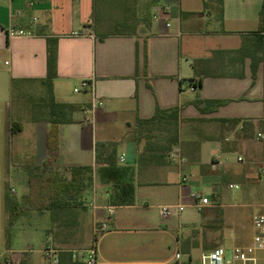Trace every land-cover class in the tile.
I'll return each mask as SVG.
<instances>
[{"label": "crops", "instance_id": "0c3cea01", "mask_svg": "<svg viewBox=\"0 0 264 264\" xmlns=\"http://www.w3.org/2000/svg\"><path fill=\"white\" fill-rule=\"evenodd\" d=\"M143 1L0 0V106L12 104L16 89L23 94L30 85L45 87L47 38L58 37L55 99L79 109L72 123L60 127L54 171L62 176L74 166L94 168V200L85 217L73 215L65 227L85 237L81 248L100 240L105 262L168 264L180 251L184 262L191 257L198 263L195 255L207 253V233L217 247L225 248L227 241L236 247V237L223 235L228 218L221 202L223 175L263 179L264 142L257 135L264 131V62H259L264 56V32L259 33L264 0H224L223 22L213 8L205 10L204 0H152L144 6ZM11 29L33 36L10 39ZM85 80L92 87L75 92ZM199 80L202 86L192 91L190 81ZM198 99L229 102L207 113L197 106ZM158 105L181 109L176 148L182 163L143 154L145 143L136 141L137 120L152 117ZM39 109L41 115L28 119V136L41 150V166L50 124L45 109ZM17 114L14 110L7 119L11 135L27 131L23 122L13 133ZM114 150L115 162L97 159V153L103 159ZM233 154L247 163L240 172L225 171ZM206 177L212 180V194H204L211 201L208 207L222 208L213 216L203 213L208 207L197 209L192 197L201 192ZM227 184L230 188L234 182ZM171 188L177 191L175 199L169 198ZM168 205L185 209L163 218L161 208ZM190 208L197 212L182 214ZM102 224L107 231L99 229ZM61 225H52L56 234ZM9 243L7 250L23 264H47L30 247L17 254ZM183 246L191 248L190 255Z\"/></svg>", "mask_w": 264, "mask_h": 264}, {"label": "rangeland", "instance_id": "374dc122", "mask_svg": "<svg viewBox=\"0 0 264 264\" xmlns=\"http://www.w3.org/2000/svg\"><path fill=\"white\" fill-rule=\"evenodd\" d=\"M150 2L152 0H144L142 3L144 6ZM30 86L32 89L28 90L29 93L22 94L20 90L16 89L10 106L6 104L0 106V254L7 251L8 243L10 242L9 244L17 254L22 249L30 247V250L34 251V255L40 263L50 264V261L44 256V250L48 245L66 250L80 249L86 246L87 241L82 234L75 232V230L67 229L65 226L71 218L73 219V215H77V218L81 216L85 217L88 207L82 208L79 211L75 210L73 214L69 213L63 216L59 221L60 225L63 224L61 225L62 229L57 231V234L52 229V225L55 222L52 212L38 210L23 211L17 217L15 224L12 226L11 235H9L10 203L11 201L18 202L22 206L27 204V195L29 193L28 169L38 166L41 159L39 146L29 140L28 130L30 129L31 122L28 119H31V115L34 117L41 115L39 108H44L48 89L46 86L42 90L34 88L33 85ZM43 97L44 99H42ZM14 110H17L18 113L15 121L24 122L28 126L26 132L18 135H11L7 125V119L8 117H13ZM263 145L261 157H263L264 152ZM237 157V154L231 155L230 163L225 169L226 172L227 170H231L232 172L247 167V163L238 162ZM67 172L62 171L63 180L70 179V173ZM217 176H220V174ZM223 177L221 202L224 205V212L228 217L222 227L223 235L225 238L229 237V235L232 238H237L234 241V247H244L251 244L256 233L253 226V216L264 211V179L258 181L249 180L245 179V177H235L231 173L224 174ZM211 181L210 177L204 178L199 188L203 194H212L210 190ZM228 182H234L235 185L239 186V189H230L227 184ZM168 192H170V199L176 198V189L171 188ZM84 198L86 205L92 203L94 197L90 189L85 192ZM221 209L208 207L203 210V213L213 216V214H216ZM189 211L197 212V209H186L182 214L187 215ZM116 212L118 214L121 210H116ZM56 222L58 223V221ZM208 222L212 223L213 221ZM64 227L66 230H64ZM48 232H51V242L49 241ZM203 245V249L207 253L218 246L216 240L213 239L212 233H207ZM230 247L231 243L227 241L224 249L227 250L228 257L231 254L232 248ZM19 256L23 258V256ZM258 256L263 257L264 253H259ZM200 258L201 256L195 255L196 261H199ZM16 260L20 264H23V261L19 257H16Z\"/></svg>", "mask_w": 264, "mask_h": 264}, {"label": "trees", "instance_id": "16d2710c", "mask_svg": "<svg viewBox=\"0 0 264 264\" xmlns=\"http://www.w3.org/2000/svg\"><path fill=\"white\" fill-rule=\"evenodd\" d=\"M205 10L213 8L217 16L223 22L224 0H204ZM264 32V8L261 12L259 33ZM263 38V36L261 35ZM264 53V40L262 41ZM259 62H264V56ZM58 64V37L49 36L47 38V77L43 84L48 89L47 100L44 102V109L50 129L47 136V158L41 166L28 169L27 204L22 206L16 202L10 203L9 235L17 217L23 211L38 210L42 212H52L53 220L60 221L63 216L73 214L80 209L87 207L84 194L93 184L92 165L74 166L70 168V179L63 180L62 176L54 171L57 151L60 145V127L74 121L73 114L79 109L77 104L59 103L54 95V80L57 77ZM145 57V69H146ZM256 77V65L254 68ZM198 88L202 86V81H190ZM229 100H202L196 101L202 112H215L219 107L227 104ZM179 107L162 108L156 107L154 115L150 118H139L134 127L135 137L138 144L144 142L143 154H150L163 161H167L168 154L180 143V115ZM17 125V126H16ZM23 122L12 124L13 133H17L23 127ZM97 159L104 163L116 161L115 150L108 156L101 158L97 153ZM170 161V160H168ZM57 223V222H56ZM191 248L183 246V253L190 255ZM190 259H192L190 257ZM60 264H85L81 259H75L73 253L64 251L60 253Z\"/></svg>", "mask_w": 264, "mask_h": 264}, {"label": "built area", "instance_id": "2783aa9c", "mask_svg": "<svg viewBox=\"0 0 264 264\" xmlns=\"http://www.w3.org/2000/svg\"><path fill=\"white\" fill-rule=\"evenodd\" d=\"M170 26V24H167ZM10 39L30 37L33 33L24 29H11L8 33ZM190 89L196 91L197 87L190 83ZM91 82L85 80L82 82L80 88H76L75 92H79L82 89L91 88ZM258 139L264 142V132H260L257 135ZM168 158L170 162L184 161L183 156L178 148H174L169 154ZM239 161H243V158L239 157ZM262 178L264 179V162L261 168ZM186 180V176L183 177ZM231 189H239L238 185L231 184ZM192 197L195 199V206L199 210L211 205L210 199L205 196L202 192L193 193ZM185 207L183 205H168L161 208V216L163 218H169L173 214L184 211ZM111 215L114 214V208L108 209ZM253 226L256 231L251 244L244 247H235L231 250L230 257L227 256V251L223 247H217L212 251L205 253L201 256L198 263H194L192 259H188L186 262L183 260V254L180 251H176L168 264H264V256L259 257V253H264V211L260 214L253 216ZM102 231H107V224H102L99 228ZM98 231V229H97ZM64 251H70L73 253L75 258H80L85 264H136L131 262L123 263H109L101 259L100 256V240L95 238V241L91 246L87 248L66 250L57 249L52 245H48L44 250L45 258L50 261V264H60V253ZM0 264H20L17 262L15 257V252L7 250L0 254ZM145 264H161L158 262L145 263Z\"/></svg>", "mask_w": 264, "mask_h": 264}]
</instances>
